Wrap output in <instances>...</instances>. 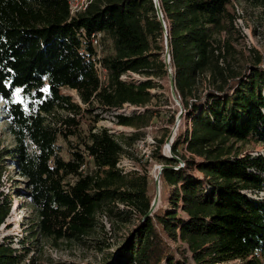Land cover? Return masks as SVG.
I'll list each match as a JSON object with an SVG mask.
<instances>
[{
  "label": "trees",
  "instance_id": "trees-1",
  "mask_svg": "<svg viewBox=\"0 0 264 264\" xmlns=\"http://www.w3.org/2000/svg\"><path fill=\"white\" fill-rule=\"evenodd\" d=\"M233 1L159 0L176 95L191 123L174 140V156L162 152L166 136L157 141L151 158L164 166V190L174 187L173 206L151 211L157 188L137 144L154 117L148 106L156 80L171 87L155 0H93L75 15L69 0H0L1 115L14 138L0 151V227L13 209L2 190L10 167L34 214L22 248L13 236L0 241V264H23L39 238L82 244L132 217L135 228L102 264H264V155L238 146L264 143V58L248 75L233 68V45L216 36L235 26ZM247 1L264 7V0ZM98 33L99 47L92 37ZM130 73L143 79H122ZM63 88L77 90L87 106ZM125 104L138 106L132 115L117 114L131 134L98 127L103 117L95 105ZM124 156L135 169L119 167Z\"/></svg>",
  "mask_w": 264,
  "mask_h": 264
},
{
  "label": "rangeland",
  "instance_id": "rangeland-1",
  "mask_svg": "<svg viewBox=\"0 0 264 264\" xmlns=\"http://www.w3.org/2000/svg\"><path fill=\"white\" fill-rule=\"evenodd\" d=\"M229 11L237 16L234 28L231 29L229 33L224 31L216 36L223 41L226 39L230 40L234 47L230 55L233 68L241 74L248 75L251 71V66L256 63V60L260 57L264 58V7L255 6L247 0H234L229 6ZM166 56V52H162L161 58L165 60ZM122 79L127 81H139L143 79V77L138 74H130ZM156 82L159 86L153 89L152 92L156 93L157 96L148 106L151 111H153L154 117L151 123L143 129L144 136L137 144L141 153L136 155L144 159V161H146L147 158L149 159V173L152 177L153 186L157 188V178L163 166L162 162L151 158L156 149L155 146L158 145L157 141L166 136L167 140L163 146L162 152L167 156H174L172 144L178 135L188 130L191 119L188 116L190 110L185 108L181 99L173 92L172 88L170 87V90L167 88L168 86L163 88L159 80H156ZM62 93L71 97L74 103L79 104L83 108L87 106L82 102L77 90L63 88ZM95 107V112L102 113L103 117L98 123V127L108 128L118 137L123 134H131L134 131V128L130 126L119 124L117 114L132 115L135 110L138 109V106L125 104L121 109L110 110H104L97 105H95ZM1 108L2 103L0 102V151L14 145V138L6 129V122L1 115ZM140 109L143 110L144 107ZM60 113L61 115L66 114L65 111H60ZM173 114L177 115L176 123L174 126H171L168 121ZM169 141L171 149L168 147ZM238 146L244 151V154L264 155V143H257L253 140H249L243 144L239 143ZM180 148L184 155L190 156L183 145ZM180 163L183 164L184 161L180 160ZM119 167L124 171L135 169L134 162L127 156L121 159ZM193 172L199 175L197 170L194 169ZM20 179V177L16 176L14 167H10L3 177L2 190L12 195L13 209L6 223L0 227V241L7 235L13 236L15 246L22 248L18 241L25 237L27 238L29 235L28 227L34 214L26 196L21 193V191H23V184L19 181ZM160 189V197L155 208L172 207L174 187L166 191L160 180ZM259 195L264 197V191L260 192ZM180 212L184 213L182 210H180ZM131 219V222L117 223L112 230L107 227L105 235L96 234L93 237L87 238L82 244L74 243V241H60L58 244H55L51 240L39 238L38 236L40 240L37 242L35 241L34 252L30 253L23 264H102L107 259V254L111 253V251H114V255L118 254V246L127 234L135 228L138 223V218L132 217ZM103 223L106 224L105 221ZM95 238L98 240H93ZM169 241L173 248L179 245V243L173 239H169ZM99 242H105V245ZM29 243L30 241L28 240L27 245H29ZM108 244H112V248L109 250L105 248ZM101 248L103 250H101ZM259 257L264 261L262 255H259ZM238 262L239 261H235V263ZM111 264L116 263L112 262Z\"/></svg>",
  "mask_w": 264,
  "mask_h": 264
},
{
  "label": "water",
  "instance_id": "water-1",
  "mask_svg": "<svg viewBox=\"0 0 264 264\" xmlns=\"http://www.w3.org/2000/svg\"><path fill=\"white\" fill-rule=\"evenodd\" d=\"M155 3H156V8H157V11H158V15H159V18L160 20L163 22L164 24V27H165V37H166V59H165V63L167 64V68L169 70V75H170V80H171V88L173 90V92L176 94V90H175V83H174V79H173V70H172V67H171V55H170V48H169V45H168V25L166 24L165 20H164V15H163V11L161 9V6H160V2L159 0H155ZM172 139V138H171ZM171 141V140H170ZM170 141H169V149H171V144H170ZM164 168V166L161 167V171L159 172V177L157 178V195L154 199V202L152 204V209L151 211H154L156 208V205L158 203V200H159V197H160V174L162 172V169Z\"/></svg>",
  "mask_w": 264,
  "mask_h": 264
},
{
  "label": "built area",
  "instance_id": "built-area-1",
  "mask_svg": "<svg viewBox=\"0 0 264 264\" xmlns=\"http://www.w3.org/2000/svg\"><path fill=\"white\" fill-rule=\"evenodd\" d=\"M93 0H69L70 2V12L71 15H75L78 12L81 11H85L88 6L92 3ZM93 43L94 45H96L97 47L100 46V40H101V34H94L93 36ZM98 72L99 74L103 75L104 73H106V71L102 68V66L100 64H98L97 66ZM130 74H134V73H130ZM127 77V75H123L122 78Z\"/></svg>",
  "mask_w": 264,
  "mask_h": 264
}]
</instances>
